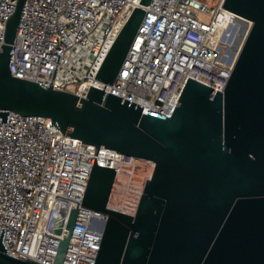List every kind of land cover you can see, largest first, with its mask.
Masks as SVG:
<instances>
[{
    "label": "water",
    "instance_id": "95a60500",
    "mask_svg": "<svg viewBox=\"0 0 264 264\" xmlns=\"http://www.w3.org/2000/svg\"><path fill=\"white\" fill-rule=\"evenodd\" d=\"M25 0H16L0 49V123L8 113L51 119L64 135L149 161L133 215L107 208L115 168L94 158L81 207L105 215L94 264H264V0H223L250 22L217 90L187 78L169 117L89 86L84 97L11 75L10 53ZM151 0H139L105 54L95 79L112 84ZM97 153V151H96ZM96 157V155H95ZM54 264H61L74 226ZM0 264H39L5 252Z\"/></svg>",
    "mask_w": 264,
    "mask_h": 264
},
{
    "label": "built area",
    "instance_id": "2783aa9c",
    "mask_svg": "<svg viewBox=\"0 0 264 264\" xmlns=\"http://www.w3.org/2000/svg\"><path fill=\"white\" fill-rule=\"evenodd\" d=\"M138 1L25 0L10 53L11 75L80 97L91 85L142 105L141 114L166 117L188 77L222 90L233 60L227 63L221 45L238 22L250 26L224 9L223 0H151L114 82L95 79ZM15 2L0 0V49ZM94 158L116 169L107 208L133 215L142 188L131 176L142 159L64 136L49 118L8 113L0 123L6 254L54 264L70 211L77 208L61 264H94L106 217L80 205Z\"/></svg>",
    "mask_w": 264,
    "mask_h": 264
},
{
    "label": "rangeland",
    "instance_id": "374dc122",
    "mask_svg": "<svg viewBox=\"0 0 264 264\" xmlns=\"http://www.w3.org/2000/svg\"><path fill=\"white\" fill-rule=\"evenodd\" d=\"M200 21H205L203 16H199ZM248 26L243 22H238L235 29L230 30L229 42L225 41V44H222V48L225 51L226 59L229 60L234 57L240 47V44L245 36ZM233 55V56H232ZM153 164L146 160H139L136 162V165L133 169V175L131 176V181L134 186H138L140 189L143 187V184L146 179H148L152 173Z\"/></svg>",
    "mask_w": 264,
    "mask_h": 264
},
{
    "label": "bare ground",
    "instance_id": "6f19581e",
    "mask_svg": "<svg viewBox=\"0 0 264 264\" xmlns=\"http://www.w3.org/2000/svg\"><path fill=\"white\" fill-rule=\"evenodd\" d=\"M233 56V55H232Z\"/></svg>",
    "mask_w": 264,
    "mask_h": 264
}]
</instances>
